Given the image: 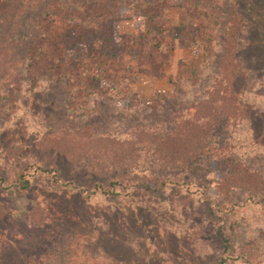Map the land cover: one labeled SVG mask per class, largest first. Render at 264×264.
Instances as JSON below:
<instances>
[{"label": "rangeland", "instance_id": "374dc122", "mask_svg": "<svg viewBox=\"0 0 264 264\" xmlns=\"http://www.w3.org/2000/svg\"><path fill=\"white\" fill-rule=\"evenodd\" d=\"M233 7L243 20L237 53L243 75L235 82L241 123L229 138L236 160L264 176V0H223L215 10L221 27L213 47ZM180 13V7L167 12L172 25ZM13 14L0 16V264H69L70 243L83 240L122 264H264V203L249 204L240 194L238 204L222 205L215 196L222 164L199 161L188 176H165L179 185L158 191L121 171L96 176L37 145L62 128L120 136L191 108L212 82L216 62L205 63V75L181 97L173 79L182 75L179 62L196 51L176 44L163 80L142 76L128 87L130 96L148 103L153 96L170 97L161 111L97 101L81 115L66 108L61 85L28 68V43ZM121 15L117 32L134 33L135 9L123 7ZM18 44L23 51L12 53ZM15 146L23 149L18 166L11 155ZM22 174L30 182L24 190L18 187ZM112 182L119 185L111 189Z\"/></svg>", "mask_w": 264, "mask_h": 264}, {"label": "trees", "instance_id": "16d2710c", "mask_svg": "<svg viewBox=\"0 0 264 264\" xmlns=\"http://www.w3.org/2000/svg\"><path fill=\"white\" fill-rule=\"evenodd\" d=\"M126 6L136 11L135 32L123 35L117 25ZM221 6L223 0H0V16L13 11L22 28L28 68L61 85L66 108L81 115L93 110L97 101L140 112L161 111L170 97L153 96L148 103L130 96L128 87L142 76L163 80L176 44L196 51L194 57L179 62L182 75L173 79L181 97L199 83L206 65L216 62L212 82L191 108L132 127L120 136L91 128H62L45 135L38 147L59 154L73 166H87L96 176L119 171L133 174L158 191L179 185L165 176L174 172L188 176L197 162L214 161L225 168L215 184V196L222 205L238 204L240 194L249 204L264 203V176L236 160L229 138L241 123L235 82L243 75L237 59L243 20L233 7L222 40L218 48L213 47L221 27V14L215 10ZM173 7L181 11L177 26L167 18ZM19 34L16 39L22 43ZM22 151L20 146L11 150L17 166ZM18 181L22 190L30 184L23 174ZM116 184L110 183V188ZM67 260L69 264H122L86 240L70 243Z\"/></svg>", "mask_w": 264, "mask_h": 264}]
</instances>
